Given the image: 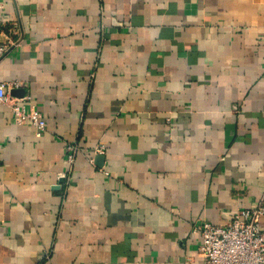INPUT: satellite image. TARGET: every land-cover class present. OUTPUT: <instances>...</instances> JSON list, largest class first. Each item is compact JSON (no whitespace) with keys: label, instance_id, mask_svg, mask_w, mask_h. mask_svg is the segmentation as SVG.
<instances>
[{"label":"crops","instance_id":"crops-1","mask_svg":"<svg viewBox=\"0 0 264 264\" xmlns=\"http://www.w3.org/2000/svg\"><path fill=\"white\" fill-rule=\"evenodd\" d=\"M0 2L45 121L0 105V264H204L192 225L264 198V0Z\"/></svg>","mask_w":264,"mask_h":264},{"label":"built area","instance_id":"built-area-1","mask_svg":"<svg viewBox=\"0 0 264 264\" xmlns=\"http://www.w3.org/2000/svg\"><path fill=\"white\" fill-rule=\"evenodd\" d=\"M21 45L16 23L7 24L0 2V59ZM17 81H0V105L8 106L20 122H29L40 133L45 128L42 115L35 109L27 110V96L18 97L11 89ZM95 151L102 152L97 145ZM77 145H68L66 161L72 164L78 151ZM90 161L93 159L90 158ZM264 215V198L253 207L230 211L229 219L223 224L202 220L192 225V232L199 237L198 250L204 264H264V230L260 217Z\"/></svg>","mask_w":264,"mask_h":264},{"label":"water","instance_id":"water-1","mask_svg":"<svg viewBox=\"0 0 264 264\" xmlns=\"http://www.w3.org/2000/svg\"><path fill=\"white\" fill-rule=\"evenodd\" d=\"M102 159H103V155H97V156L95 157L96 162H97V161H101Z\"/></svg>","mask_w":264,"mask_h":264}]
</instances>
